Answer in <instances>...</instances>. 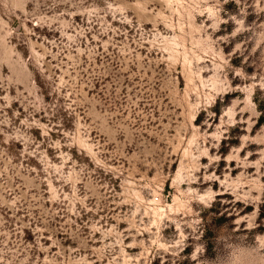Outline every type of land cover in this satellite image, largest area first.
I'll return each instance as SVG.
<instances>
[{
    "label": "rangeland",
    "instance_id": "374dc122",
    "mask_svg": "<svg viewBox=\"0 0 264 264\" xmlns=\"http://www.w3.org/2000/svg\"><path fill=\"white\" fill-rule=\"evenodd\" d=\"M264 0H0V264H264Z\"/></svg>",
    "mask_w": 264,
    "mask_h": 264
},
{
    "label": "trees",
    "instance_id": "16d2710c",
    "mask_svg": "<svg viewBox=\"0 0 264 264\" xmlns=\"http://www.w3.org/2000/svg\"><path fill=\"white\" fill-rule=\"evenodd\" d=\"M264 121V116H261L260 118H259V123L260 122H263Z\"/></svg>",
    "mask_w": 264,
    "mask_h": 264
}]
</instances>
